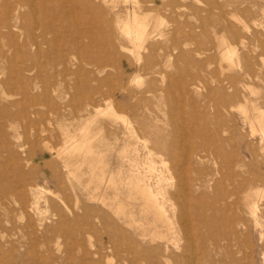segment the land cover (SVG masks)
<instances>
[{"label": "rangeland", "instance_id": "rangeland-1", "mask_svg": "<svg viewBox=\"0 0 264 264\" xmlns=\"http://www.w3.org/2000/svg\"><path fill=\"white\" fill-rule=\"evenodd\" d=\"M15 1L14 12L21 17L12 23V30L0 27V91L7 96H0L3 118L0 119V264L2 260L5 264H121L123 261L124 264H207L208 260L214 264H264L261 258L264 252L257 250V233L259 230L264 233V219L255 227L256 232L249 235L240 229L232 231L223 223L236 215L235 210H227L229 200L224 199L233 184L259 175L257 183L251 182V186L256 185L252 191H264V140L251 133L245 118V114L251 117L255 98L264 97V0H134L136 5L133 0ZM33 5L38 10L42 8L41 14L31 13ZM134 7L139 8V39H142L141 49L136 51L119 32L126 12ZM3 10L0 6V12ZM28 37L38 44L36 53L34 46H27ZM35 55L39 63L51 64L48 74L63 73L60 78L64 82L58 88L54 85L56 93L46 100L35 96L36 89H31L30 77L35 74L30 62ZM243 58L251 66L252 76L243 73ZM82 89L86 96L94 98V103L85 111H78L77 108L87 104ZM255 92L259 95L255 96ZM108 105H112L110 112ZM84 128L90 136L100 132L99 140L103 142H93L90 154L76 156L63 144L61 135L67 130L78 136ZM48 146L59 147L63 153L68 149L71 154L67 158L70 157L73 166L64 168L60 160L46 151ZM28 153L30 156L35 153V158L30 160ZM147 159L164 178H170L163 181L162 197L157 198L164 200L166 214L172 219L170 235L175 237L174 245L163 240L149 242L148 235L144 241L139 237L142 217L131 198L125 199L126 194L130 197V186L128 192L123 186L119 189L121 201L131 203L125 207V219L115 217L114 206L112 209L109 204L113 202V191L110 184L107 186V178H113L117 184L119 178L126 181L129 167L135 174L134 170H140ZM115 171L119 173L117 180ZM92 179H96V184ZM245 188L246 185L242 192L249 193ZM175 189L179 194L167 201ZM23 190L30 195L26 193V196ZM263 201L258 204L261 209ZM186 203L189 207L182 212L190 213L191 222L186 231H179L176 222L179 206ZM129 212H132L131 220ZM199 213L201 217H194ZM243 217L249 220L245 213ZM132 220L134 223H130ZM110 223L117 227L114 229ZM127 224H133L131 229ZM248 226L252 231L253 224L250 222ZM144 230L149 233L147 228ZM222 233H230V248L218 240ZM211 240H216L214 246ZM137 248L141 250L139 253ZM242 252H246L244 256ZM168 256L174 259L171 261Z\"/></svg>", "mask_w": 264, "mask_h": 264}, {"label": "bare ground", "instance_id": "bare-ground-1", "mask_svg": "<svg viewBox=\"0 0 264 264\" xmlns=\"http://www.w3.org/2000/svg\"><path fill=\"white\" fill-rule=\"evenodd\" d=\"M23 1V0H22ZM26 1V0H25ZM43 1V0H42ZM125 1V0H124ZM127 1V0H126ZM27 2H28V0H27ZM26 2V5L28 4ZM30 2H31V0H30ZM34 2V1H33ZM45 2V1H44ZM133 2V5H136L137 3H135V1L133 0L132 1ZM15 3H16V1L15 0H0V6L4 9L2 12H0V18H1V20H0V27L2 28V29H4V30H9L10 29V27L12 28V23L13 22H15V20L17 19V18H19V17H21L19 14H17L16 12H14V9H13V7H14V5H15ZM23 3V2H22ZM25 3V2H24ZM126 3V2H125ZM128 3V2H127ZM41 4H43V3H41ZM46 4V3H45ZM44 4V5H45ZM30 5V4H29ZM34 5H35V3H34ZM32 6L31 8L32 9H30V11H31V13L34 15V14H41V11H40V9H42V8H40L39 10H38V8L36 7L35 8V6ZM31 6V5H30ZM41 7H42V5H41ZM28 8H30L29 6H28ZM27 8V9H28ZM138 9L139 8H137V7H134V8H132V10L131 11H127L126 13H127V15H126V17H125V22L124 23H121L122 25L121 26H119V32H120V36H121V38L123 39V40H126L131 46H132V48H134L135 49V51L136 50H139V49H141V40L139 39L140 38V33H139V26H140V21H138V14H137V11H138ZM2 10V9H1ZM16 10V9H15ZM28 12L27 13H29V9L27 10ZM43 14H45L46 15V13L44 12ZM42 14V15H43ZM2 17H3V21H2ZM43 17H44V15H43ZM5 19V20H4ZM152 21V20H151ZM123 22V21H122ZM140 22V23H139ZM157 24V23H156ZM155 27V26H154ZM144 28V27H143ZM147 28V27H146ZM157 29V28H156ZM10 30H12V29H10ZM11 32V31H10ZM147 32V31H146ZM3 33H5V31L3 32ZM9 33V32H8ZM11 34V33H10ZM145 35V34H144ZM151 35V34H150ZM153 35V34H152ZM151 35V36H152ZM144 37V36H143ZM148 39V38H147ZM241 39H242V42L241 43H243V36H241ZM145 40V39H144ZM27 46H34L35 48H36V51H35V53L37 52V51H39L38 50V44L37 43H35L34 41H32V39H29V37L27 38ZM256 47H257V45H256ZM26 48V47H25ZM133 49V50H134ZM228 50V49H227ZM132 51V50H131ZM263 52H264V50H263ZM135 53V52H134ZM137 53V55H138V51L136 52ZM228 53V52H227ZM34 54V53H33ZM224 55V54H223ZM226 55V54H225ZM34 57V58H33ZM32 58H31V67H32V69H34V73L33 74H35L34 75V77H30V83H31V89H32V91H34V89H36V94H34L35 96H39V97H41V98H45V100L46 99H48L49 98V95H51V94H55L56 93V91H57V88L61 85L60 83H62V82H64V80L62 79L61 80V78H62V72H59V73H56V74H54V73H52V74H48L47 73V70H49V67H50V65H48L47 63H45V64H41V63H39L38 62V57H37V55H35V56H33ZM136 57V56H135ZM7 58V57H6ZM6 58H4V59H6ZM225 58V57H224ZM227 58H229V57H227ZM244 59V58H243ZM260 60V59H259ZM244 61H245V64H243V73L244 74H246L247 76L248 75H251L250 73L252 72V69H251V66L246 62V60L244 59ZM5 64V63H4ZM56 64H54V65H52L51 67H54ZM24 67V66H23ZM4 68H5V65H4ZM20 68V67H19ZM21 69V68H20ZM24 69V68H23ZM22 69V70H23ZM264 69V68H263ZM27 70H28V68H27ZM26 71V70H25ZM16 73H18V72H16ZM44 74V75H43ZM40 76H42V78L41 79H38ZM252 76V75H251ZM250 76V77H251ZM18 77V76H17ZM61 77V78H60ZM249 77V76H248ZM19 78V77H18ZM17 78V79H18ZM24 78V77H23ZM58 78L60 79L59 80V83L57 82L58 81ZM134 78V77H133ZM17 79L15 78V80L17 81ZM135 79V78H134ZM134 79H133V81H134ZM20 80H22V79H19V81ZM27 80V79H26ZM25 81V80H24ZM131 81V80H130ZM21 82V81H20ZM23 82V81H22ZM21 82V83H22ZM26 82V81H25ZM29 83V84H30ZM131 83V82H130ZM1 84V83H0ZM3 84V83H2ZM6 84H7V82H6ZM18 84V83H17ZM16 84V85H17ZM28 84V83H27ZM38 84L40 85V86H38ZM15 85V84H14ZM19 85V84H18ZM54 85H56L57 86V88L54 86ZM28 86V85H27ZM18 87V86H17ZM29 87V86H28ZM24 88V87H23ZM3 89V88H2ZM18 89H19V87H18ZM25 89H27V88H25ZM97 87H95L94 88V91L96 92L97 91ZM0 90H1V88H0ZM19 91V90H18ZM22 91V90H21ZM21 91L19 92V94H21ZM84 91H85V89L83 90L82 89V94H84ZM2 91H0V96L1 97H3V95L4 94H2L1 93ZM18 93V92H17ZM17 93L15 94V95H17ZM26 93V92H25ZM9 94H10V92H9ZM12 94V93H11ZM255 94V96L256 95H259V94H257V92H255L254 93ZM6 95H8V94H6ZM14 95V94H13ZM23 95V94H22ZM31 95V94H30ZM34 95H33V97H34ZM114 95V94H113ZM24 96V95H23ZM84 96V97H83ZM0 97V99H2ZM4 97H5V95H4ZM3 97V98H4ZM8 97H10V96H8ZM31 96H29V98H30ZM82 97H83V100H85V102L87 103L85 106H84V108L82 107H79V108H77L76 110H78V111H82V110H86V108L88 107V106H90V105H92L93 103H94V98L93 97H91L90 95L89 96H86L85 94L84 95H82ZM5 98H7V96L5 97ZM21 98V97H20ZM112 98H113V96H112ZM58 100H60L61 99V97H58L57 98ZM20 100V99H19ZM21 100H22V98H21ZM27 100V99H26ZM246 100V99H245ZM12 102L13 101H11L10 103L12 104ZM16 102V101H15ZM14 102V103H15ZM89 102H91V104H89ZM110 103H113V100H111L110 101ZM110 103H108V104H110ZM107 104V103H106ZM34 105V104H33ZM2 106V105H1ZM13 106V105H12ZM110 106V107H109ZM111 106L112 105H108V110H109V112H110V110L112 109L111 108ZM113 106H114V104H113ZM116 106H117V104H116ZM115 106V107H116ZM7 107V106H6ZM52 107V106H51ZM54 107V106H53ZM13 108V107H12ZM21 108V107H20ZM25 108V107H24ZM24 108H23V110H24ZM30 108V107H29ZM54 108H56V107H54ZM53 108V109H54ZM15 109H17V107H15ZM22 109V108H21ZM26 109L27 108H25V111H26ZM106 109V108H105ZM107 109H106V111H107ZM56 110V109H55ZM3 111V110H2ZM7 111V110H6ZM16 111H18V109L16 110ZM28 111V110H27ZM35 112V111H34ZM53 112V111H52ZM103 112V111H102ZM9 113V112H8ZM15 113V112H14ZM17 113V112H16ZM27 113V112H26ZM98 113H101V111L99 112V111H97V114ZM4 114V113H3ZM10 114V113H9ZM19 114L20 113H18V116H19ZM21 114H23V113H21ZM20 114V115H21ZM33 114V113H32ZM12 115V114H11ZM24 115V114H23ZM36 115V114H35ZM14 116V115H13ZM33 116H34V114H33ZM100 115H98L97 117H99ZM3 117V116H2ZM6 117H7V114H6ZM9 117H12V116H9ZM8 118V117H7ZM18 118V117H17ZM22 118H24L23 120H25L26 118H25V116L24 117H22ZM34 118V117H33ZM245 118H246V120H248L249 121V125H250V130H251V133L252 134H254V135H258L259 136V138H260V140H264V97L262 96V97H260V98H255V100L252 102V104H251V117L249 118V117H247L246 116V114H245ZM0 119H3V118H1L0 117ZM12 120H13V117L11 118ZM10 119V120H11ZM15 120H17L16 119V117H15ZM93 120V119H92ZM92 124H94L93 122H91ZM87 124V123H86ZM127 124V123H126ZM86 126V125H85ZM91 126V125H90ZM126 126V125H125ZM86 128H87V126H86ZM85 129V128H84ZM89 129V128H88ZM129 129V128H128ZM132 129V128H131ZM128 130V131H133V130ZM137 130H139V128H136ZM81 130V129H80ZM134 132H135V130H134ZM137 132V131H136ZM194 132V131H193ZM75 133V132H74ZM100 132H98V134H94V135H92V136H90V134L87 132V129H85V130H83V131H79V133L77 134L78 136H75V134H73V136H72V134H70L69 133V131H67V130H65L63 133H62V140H63V144L65 145V146H69L68 148L70 149V151H72V152H74V154H76V156H80V155H82L83 156V154H90L91 152H90V148H91V145L93 144V142L95 143V141H97L98 142V144L100 143V144H102L101 142H103L102 140H99V134ZM129 133H132V132H129ZM139 133V132H138ZM134 134H136V133H133V135ZM173 134V133H172ZM193 135V134H192ZM195 135V134H194ZM202 135V134H201ZM207 135V134H206ZM196 136V135H195ZM200 136V135H199ZM135 137H136V135H135ZM173 137V136H172ZM175 138V137H174ZM193 138V137H192ZM203 139V138H202ZM204 140V139H203ZM207 140H209V138L207 139ZM206 141V140H205ZM204 141H202V143H203ZM208 142V141H207ZM175 143V142H174ZM205 143V142H204ZM95 145V144H94ZM144 145V144H143ZM175 145H176V143H175ZM175 145H172V146H175ZM194 145V144H193ZM206 145V144H205ZM209 145V144H208ZM32 146H33V143H32ZM31 146V147H32ZM46 146V145H45ZM63 146V145H62ZM98 146H100V145H98ZM155 146H157L156 144H155ZM171 146V145H170ZM202 146H204V145H202ZM35 147V146H34ZM46 148V147H45ZM93 148V147H92ZM175 148V147H174ZM63 149H65V147H63ZM67 149V148H66ZM201 149V148H200ZM199 149V150H200ZM214 149V148H213ZM35 150V149H34ZM68 150V149H67ZM66 150V151H67ZM145 150H146V148H145ZM202 150H203V148H202ZM202 150H200V152H203ZM205 150V152H206V149H204ZM210 150V149H209ZM215 151H216V149H214ZM33 151V150H32ZM46 151L49 153V154H51V155H53L54 157H56L58 160H60L61 162H62V164H63V167L64 168H70L71 166H73V165H70V162H71V160H70V157L69 158H67V155L70 153V151H67V153H66V151L63 153V151L61 150V148H57V149H53V147H47L46 148ZM132 151L134 152V150L132 149ZM136 151V150H135ZM195 151H197V149L195 150ZM218 151V150H217ZM46 152V153H47ZM102 153V152H101ZM100 153V154H101ZM134 153H136V152H134ZM11 154H13V152L11 153ZM35 153H33V155L32 156H30V154L28 153V155L30 156V160L31 159H33V158H35V155H34ZM71 154V153H70ZM86 154V155H87ZM93 154H95V153H93ZM92 154V155H93ZM99 154V153H98ZM97 154V155H98ZM150 154H151V152L150 151H148V153H147V155L148 156H150ZM102 155V154H101ZM104 155V154H103ZM198 155V154H197ZM208 155V154H207ZM206 155V156H207ZM68 156H70V155H68ZM94 156V155H93ZM105 156V155H104ZM103 156V157H104ZM199 156V155H198ZM220 156V155H219ZM12 157V156H11ZM13 157H14V155H13ZM98 157V156H97ZM122 157V156H121ZM121 157H120V159H121ZM124 158L123 159H125V156H123ZM25 158V157H24ZM99 158V157H98ZM101 158V157H100ZM145 158H147V156L145 157ZM196 158V157H195ZM223 158V157H222ZM215 159V158H214ZM19 160H22V159H20L19 158ZM28 160V159H27ZM222 160H224V159H222ZM100 161V160H99ZM101 161H102V159H101ZM100 161V162H101ZM124 161H126V160H124ZM145 161V160H144ZM27 162V161H26ZM29 162V161H28ZM28 162H27V164H28ZM100 162H99V164H100ZM133 162V161H132ZM17 163V162H16ZM15 163V164H16ZM98 163V162H97ZM101 163H103V162H101ZM24 164H26V163H24ZM23 164V165H24ZM98 164V165H99ZM130 165H131V163H129ZM137 164V163H136ZM144 164V163H143ZM21 165H22V162H21ZM89 165H90V163H89ZM97 165V164H96ZM101 165V164H100ZM130 165H128V166H130ZM141 165V164H140ZM160 165V164H159ZM14 166H16V165H14ZM76 166V165H75ZM92 166H93V164H92ZM91 166V167H92ZM120 166V165H119ZM118 166V167H119ZM137 166H138V164H137ZM137 166H136V168H137ZM77 167V166H76ZM89 167V166H88ZM123 167V166H122ZM131 167H132V165H131ZM141 167V166H140ZM143 167V168H142ZM142 167H141V169L140 170H137V169H135L134 170V172H135V174H132L133 173V171L131 172V169H130V167H129V170H130V173L128 174V175H126V176H128L127 178H128V180H126L125 181V179H118V184H119V186H117L118 184H117V182H115L114 180H113V178L111 179V177H109V178H107V179H109L108 180V182H107V186H108V184H110L109 186L110 187H112L111 189H112V191H113V202L112 203H109V204H112V209H113V206H114V209H113V215L115 216V217H121L122 219H125L126 217H125V215H126V213H125V207H128L131 203L129 202H125V203H123L122 201H121V197H120V195H121V193H120V191H119V189H120V186H123V187H125L126 188V191L128 190V186H130V188H129V192H131V194H130V197L128 196V194H126V196H125V199L128 201L130 198H131V200L134 202V204L137 206V208L139 209V211H138V213H139V215H141V217H142V222H141V225H139V229L138 230H140L141 232H140V234H138L139 235V237L144 241V239L143 238H145L147 235V238L149 239V242H154V241H156V240H163L164 242H169V243H171L172 245H174V242H175V237H173L172 238V236L170 235V234H172V231H171V222H172V219L170 218V217H168V215L166 214V211H165V208H164V200H162V201H159V199L157 198V196H161V192H162V183H163V181L165 180V178H164V176H163V173H161V172H158L156 169H155V166H154V163L153 162H151L149 159H147V163H145L144 164V166L142 165ZM250 167H253L252 165H250ZM15 168V167H14ZM14 168H13V170H14ZM17 168V167H16ZM20 168V166L18 167V169ZM75 168V167H74ZM95 168H97V167H95ZM102 168H103V166H102ZM121 168V167H120ZM125 168V167H124ZM124 168H121V170L122 169H124ZM21 169L23 170V168L21 167ZM37 169H39V168H37ZM90 168H88V170H89ZM101 169V168H100ZM250 169H253V168H250ZM28 170V169H27ZM27 170H24V171H27ZM29 170H32L31 168H29ZM28 170V171H29ZM34 170V169H33ZM68 170V169H67ZM66 170V171H67ZM70 170H73V172L74 171H76L75 169H70ZM90 170H92L93 171V169L91 168ZM102 170V169H101ZM114 170V169H113ZM116 170V169H115ZM118 170V169H117ZM120 170V169H119ZM128 169H126V171H129ZM249 170V169H248ZM23 171V172H24ZM105 171V169L103 168V172ZM124 171V170H123ZM160 171V170H159ZM168 171V170H167ZM166 171V172H167ZM35 172V171H34ZM33 172V173H34ZM91 172V171H90ZM107 172V171H106ZM116 172V171H115ZM120 172V171H119ZM125 172V171H124ZM198 172V171H197ZM20 173V172H19ZM22 173V172H21ZM32 173V174H33ZM67 173H69L68 171H67ZM95 173H96V171H95ZM100 173V172H99ZM109 173V172H108ZM112 173V172H111ZM168 173H169V171H168ZM73 174V173H72ZM71 174V175H72ZM94 174V173H93ZM106 174V173H105ZM115 173L113 172V175H114ZM119 173L118 172H116V179L115 180H117V175H118ZM124 174V173H123ZM122 174V175H123ZM255 174V173H254ZM35 175V174H34ZM74 175H75V173H74ZM92 175V174H91ZM96 175V174H95ZM98 175V174H97ZM30 176H31V174H30ZM101 176V175H100ZM105 175H103V177H104ZM110 176V175H109ZM120 176V175H119ZM125 176V175H124ZM236 176V175H235ZM240 176H242V175H240V173H239V177ZM259 176V175H258ZM257 176V177H258ZM20 177V176H19ZM32 177V176H31ZM73 177V176H72ZM237 177V176H236ZM235 177V178H236ZM257 177H255V176H253V177H250V178H247V180H242V182L241 183H237V184H233L234 183V181H233V187H232V189H231V191L229 192V193H225V198L224 199H228L229 200V205L226 207L227 208V210L229 211V212H234V210L236 211L235 212V214L236 215H234V217H232V215H231V217L232 218H230V217H228L225 221L223 220V223H224V226L226 227H228L229 226V228L233 231H235V232H238V229H240V230H242V231H244V232H246V235L248 234H250L251 232H256V226L258 225V223H259V221L261 220V219H264V206L262 207L263 209H261V208H259L258 207V204H259V202L261 203V200H264V191L263 192H261V191H252V190H254V189H252V187L254 188V186H256L254 183H257ZM44 178V177H43ZM98 178V177H97ZM126 178V177H125ZM168 179H170L169 177H167ZM166 178V179H167ZM230 178V177H229ZM232 178V177H231ZM243 178V177H242ZM20 179V178H19ZM52 179H54V177L52 178ZM102 179V178H101ZM167 179V180H168ZM244 179V178H243ZM264 179V176H262V180ZM26 180V179H25ZM59 180V179H58ZM93 180V179H92ZM98 180V179H97ZM99 180H100V178H99ZM104 180H105V178H104ZM236 180V182H238L237 181V178L235 179ZM27 181V180H26ZM31 182L33 181L32 179L30 180ZM94 182L96 181V179L95 180H93ZM107 181V180H106ZM151 181H152V183H151ZM228 182L229 181H231L230 179H228L227 180ZM256 181V182H255ZM259 181V180H258ZM264 181V180H263ZM28 182V181H27ZM113 182H114V184H113ZM165 182V181H164ZM168 182H170V181H168ZM251 182H254L253 184H254V186H251L252 185V183ZM105 183V182H104ZM191 183V182H190ZM193 183V182H192ZM191 183V184H192ZM230 183V182H229ZM247 183H249V184H247ZM24 184H26V183H24ZM31 184V183H30ZM57 184V183H56ZM95 184H96V182H95ZM112 184V185H111ZM168 184V183H167ZM232 184H230L231 186H232ZM19 185V184H18ZM16 186V187H19V186ZM29 184H27L26 186H28ZM100 185H101V183H100ZM103 185V184H102ZM245 185H246V188H245V190H247L249 193H243L242 191H244L243 189H244V187H245ZM260 185V184H259ZM262 185H263V183H262ZM14 186H15V184H14ZM21 186V185H20ZM25 186V185H24ZM25 186V187H26ZM31 186H32V184H31ZM30 186V187H31ZM57 186V185H56ZM95 186H98V185H95ZM192 186V185H191ZM261 186V185H260ZM259 186V187H260ZM24 187V188H25ZM29 187V186H28ZM99 187V186H98ZM101 187H103V186H100V188ZM119 187V188H118ZM169 187V186H168ZM184 187V186H183ZM9 188V187H8ZM27 188V187H26ZM100 188H98L99 190H101ZM188 188H189V186H188ZM262 188V187H261ZM23 189V188H22ZM29 189V188H28ZM31 189V188H30ZM29 189V190H30ZM104 189H106L105 187H104ZM191 189H192V187H191ZM259 189V188H258ZM0 190H1V188H0ZM8 190H10V189H8ZM15 189H13V191H14ZM97 190V189H96ZM107 190H109L108 189V187H107ZM122 190V189H121ZM124 190V189H123ZM176 190V189H175ZM179 190V189H178ZM193 191H194V189H192ZM6 191V189H5V187H4V192ZM20 191V190H19ZM25 191H26V189H25ZM28 191V190H27ZM35 191V190H34ZM102 191V190H101ZM106 191V190H105ZM125 191V193H127ZM192 191V192H193ZM246 191V192H247ZM10 192H12V191H10ZM21 192H24V190L23 191H21ZM35 192H37V191H35ZM107 192H109V191H107ZM123 192V191H122ZM165 192V191H164ZM179 191H175V193L173 194V192H171L172 193V195H170L169 193V195H170V197L167 199V201L168 200H170V198L171 199H174L176 196H175V194H179L178 193ZM188 192V191H187ZM226 192H228V191H226ZM1 193V192H0ZM19 193V192H18ZM17 192H16V194H18ZM25 193V192H24ZM27 193V192H26ZM26 193H25V195H26ZM103 193H104V190H103ZM112 193V192H111ZM111 193H110V195H111ZM241 193H243V194H241ZM28 195H30L29 193H27ZM32 194V193H31ZM37 194V193H36ZM165 194H166V192H165ZM189 194V193H188ZM219 194V193H218ZM241 194V195H240ZM1 195V194H0ZM21 195V194H20ZM28 195H26V196H28ZM163 195V194H162ZM169 195H167V197L169 196ZM181 195V194H180ZM183 195V194H182ZM199 195V194H198ZM34 196V195H33ZM101 196V195H100ZM160 196H159V198H160ZM194 196V195H193ZM205 196V195H204ZM13 197V196H12ZM15 197V196H14ZM21 197H22V195H21ZM20 197V198H21ZM25 197V196H24ZM162 197V196H161ZM178 197V196H177ZM195 197V196H194ZM197 197V196H196ZM195 197V198H196ZM199 197V196H198ZM214 197V196H213ZM219 197V196H218ZM16 198H17V195H16ZM25 198H27V197H25ZM30 197H28V199H29ZM104 198H106V196L104 197ZM103 198V200H107V199H104ZM108 198V197H107ZM110 198H111V196H110ZM124 198V197H123ZM18 199V198H17ZM31 199H33V198H31ZM36 199H38L37 197H36ZM89 199H91V198H89ZM100 199H101V197H100ZM109 199V198H108ZM177 199H179V198H177ZM199 199H200V197H199ZM217 199V198H216ZM226 199V200H227ZM22 200V199H21ZM20 200V201H21ZM30 200V199H29ZM47 200V199H46ZM102 200V201H103ZM112 199H110V201H111ZM123 200V199H122ZM203 200V199H202ZM218 200V199H217ZM228 200H227V202H228ZM18 201H19V199H18ZM25 201V200H24ZM28 201V200H27ZM27 201H26V203H27ZM36 201H38V200H36ZM176 201V200H175ZM219 201V200H218ZM222 201V200H221ZM17 202V201H16ZM30 202V201H29ZM105 202V201H104ZM107 202V201H106ZM137 202V203H136ZM170 202V201H169ZM192 202V201H191ZM200 202V201H199ZM223 202V201H222ZM227 202H226V204H227ZM264 202V201H263ZM262 202V203H263ZM34 203V202H33ZM45 203V202H44ZM46 203H49L48 201L46 202ZM45 203V204H46ZM19 204V203H18ZM28 204V203H27ZM35 204V203H34ZM36 204H37V202H36ZM108 203H107V205H109ZM191 204V203H190ZM199 204V203H198ZM197 204V205H198ZM13 205H15V203L13 204ZM21 205V204H20ZM29 205V204H28ZM104 205V204H103ZM106 205V206H107ZM135 205H132V207L133 206H135ZM196 205V204H195ZM196 205V206H197ZM201 205V204H200ZM263 205V204H262ZM23 206V205H22ZM36 206V205H35ZM34 205H32V207H35ZM64 206V205H63ZM111 206V205H110ZM186 206H187V208L189 207V203H186V204H184V205H180L179 206V214L177 215V219H178V221H176V222H179V226H178V230L179 231H186V228L188 227V224L190 225V222H191V215H189V214H187V213H184V212H182V210L183 209H185L186 208ZM190 206H192V204L190 205ZM26 207H29V206H26ZM36 207H38V206H36ZM208 207V206H207ZM211 207V206H210ZM22 208L23 207H21V212H22ZM30 208V207H29ZM196 208V207H195ZM198 208H199V206H198ZM19 209H20V207H19ZM25 209V208H24ZM137 209V210H138ZM212 209H214V208H212ZM263 210V211H261V210ZM2 210V209H1ZM30 210H31V208H30ZM29 210V211H30ZM32 210H33V208H32ZM35 210V209H34ZM34 210H33V212H34ZM133 210V209H132ZM17 211H19L18 209H17ZM26 211V210H25ZM28 211V212H29ZM36 211V210H35ZM131 211V210H130ZM134 211V210H133ZM194 211V210H193ZM196 211H198V209H196ZM212 211V210H211ZM20 212V211H19ZM21 212H20V215H21ZM27 212V211H26ZM31 212V211H30ZM126 212H127V210H126ZM222 212H224V211H222ZM247 215V217L249 218V220H247V219H245L244 217H243V214L244 213ZM23 213V212H22ZM132 212H129V215L131 216V218H128V216H127V218L128 219H132V214H131ZM193 213V212H192ZM219 213H220V211H219ZM26 214V213H25ZM30 214V213H29ZM33 214V213H32ZM194 215H195V213H193ZM192 214V215H193ZM224 214V213H223ZM57 215V214H56ZM138 215V214H137ZM174 215V214H173ZM201 215L202 214H198V215H196V216H194V217H196V218H199V217H201ZM149 216H150V218H149ZM225 216V215H224ZM228 216V215H227ZM64 217V216H63ZM138 217H140V216H138ZM137 217V218H138ZM173 217V216H172ZM134 218V217H133ZM149 218V219H148ZM174 218H175V215H174ZM61 219V218H60ZM65 219V218H64ZM176 219V218H175ZM175 219H173V220H175ZM106 220V219H105ZM138 220H140V218L138 219ZM39 221H40V219H39ZM99 221H101V220H99ZM98 221V222H99ZM103 221V220H102ZM101 221V222H102ZM262 221H264V220H262ZM62 222V221H61ZM66 222V221H65ZM105 222H107V220L105 221ZM122 222H125L124 220L122 221ZM126 222H128V221H126ZM175 222V223H176ZM252 223L253 224V230L251 231V229H250V227L248 226V224L249 223ZM103 223V222H102ZM130 223H134V221L132 220ZM137 223V222H136ZM174 223V224H175ZM111 224V223H110ZM87 225V224H86ZM115 226L116 224L115 223H113V224H111V226ZM177 225V224H176ZM197 225H198V223H197ZM215 225H217V224H215ZM88 226V225H87ZM127 226H128V228L129 229H131L130 227H132L133 226V224H132V226H130L129 224H127ZM136 226V225H135ZM31 227V226H30ZM117 226H115L114 227V229L116 228ZM126 227V226H125ZM173 227V226H172ZM213 227H215V226H213ZM259 227H260V225H259ZM119 228V227H118ZM145 228H147V230H149V233L148 234H146V233H144V232H146L144 229ZM135 229V228H134ZM174 229V228H173ZM215 229H216V227H215ZM226 229V228H225ZM229 229V230H230ZM260 228H258V230H259ZM188 230V229H187ZM213 230H214V228H213ZM228 230V229H227ZM1 231V230H0ZM111 231V230H110ZM135 231H137V230H135ZM260 232H258L257 233V235H258V239H259V248L257 249V250H260V251H262V252H264V233H263V231L262 230H259ZM105 232V231H104ZM113 232V231H112ZM127 232V231H126ZM148 232V231H147ZM106 233V232H105ZM104 233V234H105ZM107 233H109V232H107ZM119 233V232H118ZM164 233V234H163ZM183 234H184V232H182ZM196 233V232H195ZM232 233V232H231ZM1 234V233H0ZM113 234V233H112ZM116 234V233H115ZM120 234V233H119ZM179 234H181L180 232H179ZM243 234H245V233H243ZM254 234V233H253ZM108 235V234H107ZM110 235H111V233H110ZM168 235V236H167ZM170 235V236H169ZM173 235H175V234H173ZM186 235V234H185ZM188 235V234H187ZM238 235V234H237ZM240 235V234H239ZM238 235V236H239ZM105 236V235H104ZM117 237H118V235H116ZM181 236V235H180ZM184 236V235H183ZM182 236V237H183ZM235 236V235H234ZM237 236V237H238ZM107 237V236H106ZM108 237H109V235H108ZM111 237H113L114 238V235L113 236H111ZM117 237H115V239L117 238ZM120 237V236H119ZM118 237V238H119ZM127 237V236H126ZM188 237V236H187ZM190 237V236H189ZM244 237V236H243ZM248 237V236H247ZM105 238V237H104ZM112 238V239H113ZM184 238V237H183ZM232 238V237H231ZM230 238V233H222V237L221 236H219V238H218V240L219 241H222V243L225 245V247H229L230 245H231V243L229 242V240L231 239ZM236 239V237H233V239ZM111 239V238H110ZM124 239V238H123ZM182 239V238H181ZM185 240H186V238H184ZM107 240H108V238H107ZM118 240V239H117ZM178 240V239H177ZM180 240V239H179ZM184 240V241H185ZM217 240V241H218ZM109 241V240H108ZM119 241V240H118ZM233 241V240H232ZM243 241H245V238H244V240ZM248 241V240H247ZM110 243H111V241H109ZM121 242V241H120ZM119 242V243H120ZM211 242H212V244H213V246L216 244V240H211ZM238 242V241H237ZM118 243V242H117ZM160 243V242H159ZM189 243H192V242H189ZM241 243V242H240ZM185 244H187V243H185ZM242 244H243V242H242ZM246 244H248V242H246ZM250 244V243H249ZM112 245V244H111ZM114 245V244H113ZM119 244H117V246H118ZM124 245V244H123ZM122 245V246H123ZM134 245V244H133ZM141 245V244H140ZM191 245V244H190ZM193 245V244H192ZM234 245V244H233ZM258 245V244H257ZM114 246H116V245H114ZM121 246V247H122ZM126 246V245H125ZM135 246H136V244H135ZM176 246V245H175ZM207 246V245H206ZM238 246V245H237ZM246 246V245H245ZM248 246V245H247ZM246 246V247H247ZM142 247V246H141ZM157 247V246H156ZM184 247V246H183ZM193 247V246H192ZM192 247H191V249H192ZM249 247V246H248ZM128 248H129V246H128ZM135 248V247H134ZM138 248H140V246L138 247ZM138 248L136 249V250H138ZM151 248V247H150ZM155 248V247H154ZM166 248V247H165ZM184 248H187V247H184ZM194 248V247H193ZM221 248V247H220ZM230 248V247H229ZM228 248V249H229ZM250 248V247H249ZM248 248V249H249ZM254 248V247H253ZM113 249V248H112ZM112 249H111V251H112ZM123 249V248H122ZM146 249V248H145ZM148 249V248H147ZM173 249V248H172ZM198 249V248H197ZM206 249V248H205ZM223 249H224V247H223ZM227 249V248H226ZM236 249H237V247H236ZM255 249V248H254ZM124 250H126L125 251V253H127V249H124ZM123 250V251H124ZM129 250V249H128ZM140 250V249H139ZM137 251L138 253L141 251ZM152 250H153V247H152ZM167 250V249H166ZM222 250V249H221ZM115 251V250H114ZM116 251H118V249L116 250ZM122 251V250H121ZM144 251V250H143ZM148 251H150V250H148ZM168 251V250H167ZM229 251H231V250H229ZM233 251H234V249H233ZM131 252H132V249H131ZM145 252H146V250L143 252L144 254H145ZM157 252V251H156ZM163 252V251H162ZM217 252V251H216ZM235 252V251H234ZM247 252V251H246ZM245 252V253H246ZM2 253V252H1ZM112 253H114V252H112ZM120 253V252H119ZM123 253V252H122ZM128 253H130V250H129V252ZM138 253L136 254L137 256H138ZM142 253V252H141ZM142 253V254H143ZM171 253H173V250H172V252ZM171 253H170V255H171ZM230 253V252H229ZM229 253H227L226 252V254H229ZM245 253H243L242 252V255L243 254H245ZM96 254V253H95ZM115 254V253H114ZM132 254V253H131ZM150 254V253H149ZM164 254V253H163ZM176 254V253H175ZM248 254V253H247ZM253 254V253H252ZM5 255V254H4ZM147 255H148V253H147ZM147 255H145V258H147L146 256ZM159 255V254H158ZM160 255H162V254H160ZM165 255V254H164ZM201 255H202V253H201ZM235 255V254H234ZM233 255V256H234ZM264 255V254H263ZM128 256H129V254H128ZM153 256H154V258H156L155 257V255H154V253H153ZM186 256V255H185ZM204 256V255H203ZM238 256V255H237ZM241 256V255H240ZM240 256H238V258L240 257ZM244 256V255H243ZM243 256H241V257H243ZM247 256V255H246ZM252 256V255H251ZM5 257V256H4ZM98 257V256H97ZM121 257H122V259L124 258L122 255H121ZM133 258H134V256H132ZM139 257V256H138ZM142 257V256H141ZM169 257V256H168ZM177 257H178V255H177ZM248 257V256H247ZM249 257H250V253H249ZM248 257V258H249ZM261 257V256H260ZM149 258V257H148ZM261 258H264V257H261ZM111 259V258H110ZM116 259V258H115ZM121 259V260H122ZM135 259H138V258H135ZM141 259V258H140ZM152 259H153V257H152ZM151 259V260H152ZM158 259H159V257H158ZM172 259H174V257L172 258ZM172 259H170V257H169V260H171L172 261ZM175 259H176V256H175ZM207 259V258H206ZM224 259H226L225 257H223V260ZM130 260V259H129ZM176 260H178V258L176 259ZM236 260V259H235ZM238 260V259H237ZM247 260V259H246ZM251 260V259H250ZM4 260H2V263L3 264H5L4 262H3ZM140 261V260H139ZM147 261V260H146ZM158 261V260H157ZM167 261V260H166ZM192 261V260H191ZM213 261V260H212ZM229 261V260H228ZM248 261V260H247ZM253 261V260H252ZM112 263H113V261H111ZM116 262H118V261H116ZM126 262V261H125ZM145 262V261H144ZM148 262V261H147ZM160 262V261H159ZM169 262V261H168ZM175 262V261H174ZM177 262V261H176ZM175 262V263H176ZM179 262V261H178ZM237 262V261H236ZM240 262H241V259H240ZM133 263V262H132ZM137 263V262H136ZM136 263H134V264H136ZM138 263H140V262H138ZM156 263V262H155ZM164 263V262H163ZM182 263H185V262H182ZM213 262H210V260H208V262H207V264H212ZM242 264H243V262H241ZM250 263H251V261H250ZM254 263V262H253ZM262 263H263V260H262ZM119 264V263H118ZM121 264H124V261L121 263ZM125 264H128V262L127 263H125ZM141 264H143V262L141 263ZM144 264H147V263H144ZM148 264H150L149 262H148ZM214 264V263H213ZM220 264V263H219ZM222 264H225V263H222ZM249 264V263H248Z\"/></svg>", "mask_w": 264, "mask_h": 264}]
</instances>
